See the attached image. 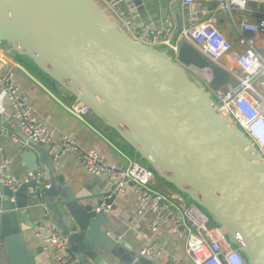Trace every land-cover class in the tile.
<instances>
[{"label":"water","instance_id":"water-1","mask_svg":"<svg viewBox=\"0 0 264 264\" xmlns=\"http://www.w3.org/2000/svg\"><path fill=\"white\" fill-rule=\"evenodd\" d=\"M179 33L170 45L145 44L102 0H0L2 49L114 130L136 161L203 208L249 264H264V156L200 73H210L215 89L238 80L187 41L176 54ZM18 150L30 179L16 190L0 182V246L11 264H37L24 232L41 205L83 264H159L109 233L107 212L96 208L112 207L116 194L84 205L60 182L49 145L27 141ZM42 165L50 186L39 189L31 177Z\"/></svg>","mask_w":264,"mask_h":264},{"label":"built area","instance_id":"built-area-1","mask_svg":"<svg viewBox=\"0 0 264 264\" xmlns=\"http://www.w3.org/2000/svg\"><path fill=\"white\" fill-rule=\"evenodd\" d=\"M102 1L117 12L124 0ZM183 1L186 7L184 27L176 44L172 45L174 52L177 54L180 45L187 41L238 80L237 87L227 84L215 89L210 85V73L204 75L202 71L199 75L226 114L245 130L264 156V53L257 40L258 35L264 34V0H210L217 10L229 14L235 23L239 35L238 49L234 48L232 41L218 26L215 13L204 17V9L200 5L203 0ZM136 16L133 13H118L122 24L136 40L148 45L171 44L173 27L151 28L145 25L139 30L133 23ZM0 89L9 109L4 115V122L11 125L16 123L24 136H14L19 147H26L27 141H34L49 145L55 159L73 154L88 173L105 177L113 183V194L118 195L132 187L137 195L138 214L152 216L150 229L157 232L164 226L169 236L183 240L194 264H249L239 247L233 244L225 230L203 208L187 201L180 193L168 194L155 189L153 183L157 175L152 167L136 160H131L128 166L111 164L96 149H86L67 135H56L35 115L29 98L16 83L15 59L1 45ZM71 110L83 118L88 112L76 106H71ZM4 122H0V132L8 136ZM7 167L8 160L0 150V182L16 190L30 179L27 177L17 182L6 178L4 171ZM31 178L39 189L50 186L44 181V172L41 170ZM110 209L111 205L103 203L96 211L108 212ZM35 235L41 241L43 250L50 251L57 264H83L54 218L48 217L41 221L35 228ZM140 254L160 259L162 264H184L160 241L146 243Z\"/></svg>","mask_w":264,"mask_h":264},{"label":"crops","instance_id":"crops-1","mask_svg":"<svg viewBox=\"0 0 264 264\" xmlns=\"http://www.w3.org/2000/svg\"><path fill=\"white\" fill-rule=\"evenodd\" d=\"M200 5L204 9V17L215 13L218 26L232 41L234 48L238 49L239 35L230 15L217 10L215 4L210 0H203ZM113 12L116 16L121 12L136 14L133 23L139 30H142L145 25H149L151 28L171 26L174 31L180 32L179 28L184 27L186 7L183 0H124L118 11ZM227 22L231 24V27L233 24L232 29L235 28L236 37L233 35V30L222 29L223 23ZM257 40L260 50L264 53V34L258 35ZM14 59L17 85L21 92L29 98L38 119L45 122L56 135H67L86 149H96L111 164L128 166L131 160H135L136 152L114 130L96 118L78 116L71 110L72 97L64 95L53 82L37 73L34 67ZM8 112L5 97L0 89V122H4V115ZM4 126L10 135L0 138V150L8 160V167L5 169L8 174L6 175L5 171L4 174L17 182L23 181L31 173L22 159L14 136L20 138L24 136L16 123L11 125L4 122ZM55 167L60 182L68 187L74 197L78 198L80 203L84 205L90 203L97 206L100 200L104 201L110 191L112 192L111 182L105 177H96L88 173L80 164L78 157L73 154H67L58 159ZM40 170L44 172L45 176L46 172L43 165ZM158 180L160 183L154 182L153 187L163 193L172 194L171 187L159 178ZM47 183L50 184V180ZM46 207L47 205H41L39 209L30 211L34 226L24 232V241L30 251L38 253L36 256L37 264H57L52 253L43 250L41 241L35 235V228L41 221L48 217L54 218L53 213ZM112 207L107 212L108 220L105 225L109 233H116L124 239L134 252L140 254L141 248L146 243L160 241L161 244H165L170 253L181 259L184 264H194L187 253L183 240L169 236L164 226H161L157 232L150 229L152 216L150 214H138L137 195L132 187L118 194ZM107 255L110 256V254ZM148 258L153 262L162 264L160 259ZM0 264H11L6 250L1 246Z\"/></svg>","mask_w":264,"mask_h":264},{"label":"rangeland","instance_id":"rangeland-1","mask_svg":"<svg viewBox=\"0 0 264 264\" xmlns=\"http://www.w3.org/2000/svg\"><path fill=\"white\" fill-rule=\"evenodd\" d=\"M232 27H233V24H232ZM232 27H231V24L230 23H223V25H222V29L223 30H233V35L236 37L237 36V32L235 31V28H233L232 29ZM5 174L7 175L8 174V171H5ZM4 174V175H5ZM154 182H157L158 184L160 183V181L158 180V178H155V180H154ZM166 191H168V190H166ZM170 191H172V193H178L174 188H172L171 187V190ZM171 193V192H170Z\"/></svg>","mask_w":264,"mask_h":264},{"label":"bare ground","instance_id":"bare-ground-1","mask_svg":"<svg viewBox=\"0 0 264 264\" xmlns=\"http://www.w3.org/2000/svg\"><path fill=\"white\" fill-rule=\"evenodd\" d=\"M203 73H204V75H207L208 74V71L205 70V71H203Z\"/></svg>","mask_w":264,"mask_h":264},{"label":"trees","instance_id":"trees-1","mask_svg":"<svg viewBox=\"0 0 264 264\" xmlns=\"http://www.w3.org/2000/svg\"><path fill=\"white\" fill-rule=\"evenodd\" d=\"M170 187L174 188L172 185H169Z\"/></svg>","mask_w":264,"mask_h":264}]
</instances>
